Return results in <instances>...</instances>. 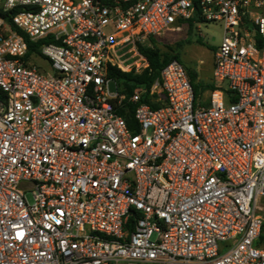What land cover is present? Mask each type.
Wrapping results in <instances>:
<instances>
[{
    "label": "built area",
    "instance_id": "2783aa9c",
    "mask_svg": "<svg viewBox=\"0 0 264 264\" xmlns=\"http://www.w3.org/2000/svg\"><path fill=\"white\" fill-rule=\"evenodd\" d=\"M191 20L227 88L171 59L128 122L108 68ZM263 226L264 0H0V264H264Z\"/></svg>",
    "mask_w": 264,
    "mask_h": 264
},
{
    "label": "rangeland",
    "instance_id": "374dc122",
    "mask_svg": "<svg viewBox=\"0 0 264 264\" xmlns=\"http://www.w3.org/2000/svg\"><path fill=\"white\" fill-rule=\"evenodd\" d=\"M186 23L189 24V28L186 29V24L183 22L181 30L163 33L154 39V44L161 51L176 52L185 70L195 72L196 77L192 80L195 102L205 103L211 90L208 86L206 87L207 83L220 90L228 86L227 80L216 79L211 72L213 52L220 43L222 28L220 23L204 20H191ZM150 44L153 42L151 41ZM128 55L129 53L126 54ZM40 64L44 66V69L48 67L46 59H41ZM110 88L115 89L114 82H110ZM225 103H227L226 100Z\"/></svg>",
    "mask_w": 264,
    "mask_h": 264
},
{
    "label": "trees",
    "instance_id": "16d2710c",
    "mask_svg": "<svg viewBox=\"0 0 264 264\" xmlns=\"http://www.w3.org/2000/svg\"><path fill=\"white\" fill-rule=\"evenodd\" d=\"M9 12H3L4 16H7ZM148 40L153 42L150 45H142L138 44V51L146 57L148 64L147 66L140 72L135 73L133 70L124 71L116 66H110L107 70L108 75L114 78L118 84L119 91L125 95V99L122 102V106L118 107V112L122 114L125 119L129 122L132 120V113L136 106V102L130 101L129 96L131 95L134 87L141 86L143 88L142 97L140 98L141 102H148L152 107L158 106V102L152 100L151 98L154 95L149 94L150 84L159 77L160 70L162 66L171 59L178 60V54L176 52L170 51H161L154 43L153 37H148ZM43 41V39H39L37 41H29L28 42V54L32 51H37L38 45ZM191 84L193 86L192 80L196 77L195 72L187 71ZM213 88V86L209 83L206 84V87ZM194 88V87H193ZM195 91V90H194ZM264 238V226H263V234L261 236Z\"/></svg>",
    "mask_w": 264,
    "mask_h": 264
},
{
    "label": "crops",
    "instance_id": "0c3cea01",
    "mask_svg": "<svg viewBox=\"0 0 264 264\" xmlns=\"http://www.w3.org/2000/svg\"><path fill=\"white\" fill-rule=\"evenodd\" d=\"M200 61H202V60H200ZM211 72H212V70H211Z\"/></svg>",
    "mask_w": 264,
    "mask_h": 264
}]
</instances>
